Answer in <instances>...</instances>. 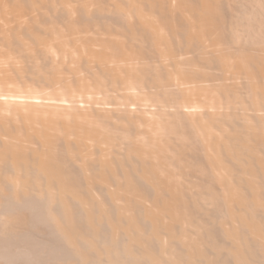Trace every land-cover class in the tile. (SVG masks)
<instances>
[{"label": "bare ground", "instance_id": "1", "mask_svg": "<svg viewBox=\"0 0 264 264\" xmlns=\"http://www.w3.org/2000/svg\"><path fill=\"white\" fill-rule=\"evenodd\" d=\"M0 264H264V0H0Z\"/></svg>", "mask_w": 264, "mask_h": 264}]
</instances>
